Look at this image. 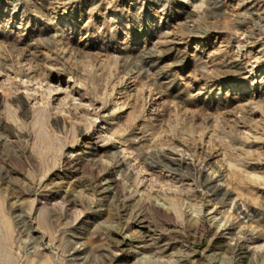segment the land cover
<instances>
[{
	"label": "rangeland",
	"instance_id": "374dc122",
	"mask_svg": "<svg viewBox=\"0 0 264 264\" xmlns=\"http://www.w3.org/2000/svg\"><path fill=\"white\" fill-rule=\"evenodd\" d=\"M169 149L191 168L149 158ZM103 167L117 180L112 194L97 180ZM209 173L212 184L253 191L216 203L202 184ZM260 186L264 0H0V256L264 264ZM245 195L258 228L236 235L258 247L236 262L222 243L227 225L247 224L232 218ZM150 201L165 216L147 210L140 228L135 215Z\"/></svg>",
	"mask_w": 264,
	"mask_h": 264
},
{
	"label": "bare ground",
	"instance_id": "6f19581e",
	"mask_svg": "<svg viewBox=\"0 0 264 264\" xmlns=\"http://www.w3.org/2000/svg\"><path fill=\"white\" fill-rule=\"evenodd\" d=\"M89 135V134H88ZM88 148H90V150L93 148L92 147V143H89L88 144ZM157 150V149H156ZM156 150H154V154H149L150 156H149V158L151 159V160H153V161H155V163L156 162H158V163H162V165H166L167 167H170L171 169H174V170H180V169H190L191 168V163L190 162H188V161H186L185 159H183V158H181V157H177V156H174L173 155V152L170 150V151H168V150H160V151H157L156 152ZM159 150V149H158ZM67 161V160H66ZM66 163V162H65ZM77 164H78V158L77 157H74L71 161H70V163L68 164V167H67V169L65 170V171H71L72 169H74V168H76V166H77ZM94 167H95V169L96 168H99L100 167V165H98V163H96V162H92L91 163ZM90 169H92L93 170V168H90ZM101 170H102V175H99L100 177L99 178H97V180L98 179H102V180H104V181H107L108 182V184H107V186L105 187V188H103L104 190H106V192L107 193H113V192H111L112 191V189L111 188H113V189H116L117 188V186H118V183H117V180H116V178L113 176V173H112V171H111V169L110 168H108V167H103V168H101ZM186 171V170H185ZM192 171V170H191ZM201 171V170H200ZM202 172V171H201ZM191 175V174H190ZM208 175V174H207ZM214 176H215V174H214ZM214 176H213V173H212V175L210 176V173H209V176H204L203 177V179H202V184L206 187V189H207V194H208V197L209 198H212L213 200H216V203L218 202L219 204H222V203H224V201H225V199L229 196V195H231L232 193H237V194H235L236 196H238V197H236L235 195V197L238 199V198H240V199H238V200H241V201H243L244 199H242V196H240L241 195V192H243L244 191V193L246 194V193H250V191H253V189H250V188H246V189H243L241 186H237L236 188H235V192L232 190H228V188L226 187H224V188H222V185H223V183H217V184H212L213 183V181H214ZM221 180V179H220ZM199 181V180H198ZM104 190H102L101 192H103ZM257 192H259V194H261L262 196H263V202H264V186H260V187H257V190H256ZM255 191V192H256ZM243 193V194H244ZM252 193V192H251ZM244 197V196H243ZM231 198V197H230ZM249 198H251L250 196H249ZM249 198L247 197V195H245V202L240 206V204H238V203H241V202H239L238 201V203H235L234 204V207H233V217L232 218H241V219H244V218H246L245 220V222H247V224L246 223H244V220H239V221H237L238 222V228H237V231H235L234 229L236 228H234L232 225H227L226 227L222 224V223H219V225L220 226H222L223 228L225 227V230L227 231L226 233L227 234H230V235H233V237L230 239L231 240V242H232V240H233V243H231V242H227V241H224L223 243H222V248L224 249V251H228L229 253H231V256L234 258V261L236 260V262H239V259H241V260H245L246 258H247V255H246V253L248 252V250H249V247L250 246H253V243H254V241H249V242H247V244L246 245H244L243 244V240L241 239V237L240 236H237L236 234L238 233V234H241L242 235V237H244L245 239L246 238H248V233H250L249 231H250V229L249 228H253V230L254 229H257L258 227H257V225L258 224H256V225H252V223L253 222H257L259 219H257V215H258V211H257V209H258V207H256L253 203H254V201H251V200H249ZM234 199V198H233ZM236 200V199H235ZM233 201V200H232ZM232 201H231V203H232ZM129 204L130 203H123V204H121L120 206H119V210H120V213H122L123 215L125 214V213H127V211H128V208H129ZM226 204V203H225ZM65 205V204H64ZM162 205V204H161ZM263 205V204H262ZM160 206V205H159ZM144 208H145V210H140L136 215L135 214H133V215H135V220L137 221V223H135V224H137L138 226H140V228L142 227V226H144L143 225V219H142V215L144 214V213H147V210L149 211V213L150 214H152L153 216H158V218H159V216H165V213H164V211H162L159 207H158V205L156 204V203H154L153 201H150V202H147V204L144 206ZM167 209H170L168 206H167ZM259 209H261V210H264V208L262 207V208H259ZM213 212H215V211H213ZM228 212V211H227ZM218 213V212H217ZM196 214V213H195ZM121 215V214H120ZM215 215L216 214H213V218H215ZM16 216V215H15ZM188 216V215H187ZM193 215H191L190 217H192ZM196 218H197V223L200 225V226H203V220H202V217H200V216H198V215H194ZM19 218V217H18ZM260 218V217H259ZM261 219V218H260ZM15 220H17V219H15ZM133 220V219H132ZM225 220V219H224ZM134 221V220H133ZM21 222V221H20ZM24 223V222H23ZM131 223H133V222H131ZM21 224V223H20ZM1 226H2V224H0ZM146 225V224H145ZM25 226V225H24ZM23 226V227H24ZM260 226V225H259ZM17 227V226H16ZM146 227V226H145ZM257 227V228H256ZM2 229V228H1ZM17 229V228H16ZM24 229V228H23ZM149 229V228H148ZM110 230V229H109ZM22 231V230H21ZM20 231V232H21ZM134 231V230H133ZM255 231V230H254ZM259 231V230H258ZM257 231V232H258ZM19 232V231H18ZM136 232H137V230H136ZM132 233V232H131ZM139 233V232H138ZM225 232H220L219 234H217L218 236H225V234H224ZM216 234V233H215ZM226 234V235H227ZM143 236V235H142ZM145 237V242H149L150 243V245L152 244H156L157 243V241H156V237L155 238H153L152 237V235L150 236V235H148V234H145L144 235ZM230 237V236H229ZM143 238V237H142ZM158 238V237H157ZM137 239H139V238H137ZM141 239V238H140ZM141 241H142V239H141ZM246 241V240H245ZM129 243V240H126V239H121V240H116V241H112V244H111V248H112V250H115V251H119V250H121V246H124V245H127ZM146 244H148V243H146ZM221 245V244H220ZM43 246V245H42ZM258 247V246H257ZM257 247L255 246H253V254H254V251H257L256 249H257ZM264 247V246H263ZM1 248V247H0ZM44 248V247H43ZM3 249V248H2ZM36 249H39V248H36ZM36 249H34L35 251H36ZM123 249V248H122ZM255 249V250H254ZM7 250V249H6ZM33 250V249H32ZM33 253H34V251H33ZM77 253V250H73V252L71 253V255L74 257V255ZM117 253V252H116ZM1 254V253H0ZM35 255V254H34ZM37 255V254H36ZM38 255H40V253L38 254ZM50 255H52L51 253H50ZM50 255H42V256H44V257H42V258H40L39 260L37 259V261L36 262H33V259L32 258H30V259H28V262H27V264H55L56 262L52 259V257L50 256ZM70 255V256H71ZM113 255V254H112ZM221 257V256H220ZM231 257V258H232ZM55 258V257H54ZM72 258V257H71ZM230 258V257H229ZM73 260H74V258H73ZM217 260V259H216ZM75 261V260H74ZM221 261V260H220ZM233 261V262H234ZM219 262V261H218ZM232 262V261H231ZM240 262H242V261H240ZM74 263V262H73ZM243 263V262H242ZM0 264H15V261L11 258V257H9V256H5L4 255V257L3 256H0ZM145 264V263H144ZM231 264V263H230Z\"/></svg>",
	"mask_w": 264,
	"mask_h": 264
}]
</instances>
